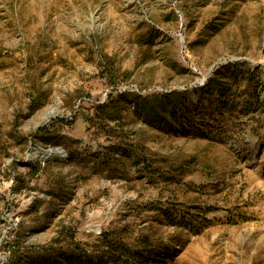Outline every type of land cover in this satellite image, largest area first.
Wrapping results in <instances>:
<instances>
[{
    "label": "rangeland",
    "instance_id": "374dc122",
    "mask_svg": "<svg viewBox=\"0 0 264 264\" xmlns=\"http://www.w3.org/2000/svg\"><path fill=\"white\" fill-rule=\"evenodd\" d=\"M128 243L264 264V0H0V264Z\"/></svg>",
    "mask_w": 264,
    "mask_h": 264
},
{
    "label": "trees",
    "instance_id": "16d2710c",
    "mask_svg": "<svg viewBox=\"0 0 264 264\" xmlns=\"http://www.w3.org/2000/svg\"><path fill=\"white\" fill-rule=\"evenodd\" d=\"M253 94V95H252ZM166 98V97H165ZM249 98L250 99H256L258 100V95L257 93H255V90H253L250 94H249ZM164 102H167V100L165 99ZM229 100L228 101H223L221 102V104H224V106H226L228 104ZM172 104V102H170ZM233 106L236 105V103H234V101L231 102ZM245 104H243L245 106V114H248L249 110H251V104L247 103L246 101H244ZM165 104V103H164ZM158 106L159 104L156 106H152L150 107V112L153 114H155V112L158 111ZM151 120H155V118H151ZM157 121V120H156ZM164 122V121H163ZM162 124V125H161ZM153 126H159V128H168L169 126H167L166 124L160 122V125H153ZM221 130L224 128V127H220ZM178 131V130H177ZM176 133V132H175ZM170 220V218H169ZM179 227H182L181 225ZM186 227V226H185ZM184 227V228H185ZM129 245H124V244H121L117 249L114 248L116 251L115 253L113 254V250L114 249H110L112 251L110 252H107V256L105 257V259H101L100 260V263L99 264H140L144 261V259L146 261H148L146 259V257L143 255V250H140V249H132L131 248V244L128 243ZM75 258L71 257V259L69 260H73ZM152 261L156 260V259H151ZM76 261V259H75ZM72 262V261H71Z\"/></svg>",
    "mask_w": 264,
    "mask_h": 264
},
{
    "label": "bare ground",
    "instance_id": "6f19581e",
    "mask_svg": "<svg viewBox=\"0 0 264 264\" xmlns=\"http://www.w3.org/2000/svg\"><path fill=\"white\" fill-rule=\"evenodd\" d=\"M58 153H60V152H58ZM61 154V153H60Z\"/></svg>",
    "mask_w": 264,
    "mask_h": 264
}]
</instances>
